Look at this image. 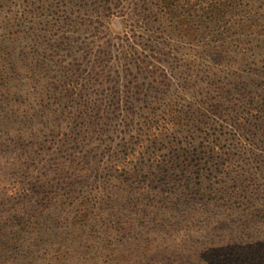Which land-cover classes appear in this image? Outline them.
<instances>
[{
	"label": "trees",
	"instance_id": "16d2710c",
	"mask_svg": "<svg viewBox=\"0 0 264 264\" xmlns=\"http://www.w3.org/2000/svg\"><path fill=\"white\" fill-rule=\"evenodd\" d=\"M123 1L0 0V264H264V0L136 1L138 20L160 13L200 66L237 69L185 84L180 96L160 103V117L138 115L129 149L110 155L111 146L99 148L93 134L110 129L109 109L122 100L96 97L106 68L91 44L98 32L109 33L110 17L125 16ZM150 4L157 12L145 13ZM158 44L148 45L152 60L138 57L150 66L143 74L154 94L170 85L157 65ZM131 105L122 104L127 112ZM209 122L228 128L225 137L205 135L198 146L172 142L186 127L207 130ZM199 153L222 167L251 164L239 184L208 194L225 205L223 218L241 215L259 228L228 225L231 237L217 240L223 226L200 227L191 216L183 227L204 233L197 239L161 232L159 222L170 226L146 202L156 190L174 195L169 168L183 173L173 163ZM217 168L226 176V167ZM239 191L250 201L237 211L231 206ZM169 200L160 207L168 210Z\"/></svg>",
	"mask_w": 264,
	"mask_h": 264
},
{
	"label": "rangeland",
	"instance_id": "374dc122",
	"mask_svg": "<svg viewBox=\"0 0 264 264\" xmlns=\"http://www.w3.org/2000/svg\"><path fill=\"white\" fill-rule=\"evenodd\" d=\"M136 1L137 0H124L122 6L125 9V16L110 17L108 21L110 28L109 33L107 34L103 30L98 32L97 36L100 37L98 42L91 44L95 49L98 61H100L101 58L103 59L100 65H104L106 68L102 80L96 84V97L106 102L113 97H119V100H122V102H119V108L109 109V116L115 117L112 124H110V129L99 135H97V133L93 134L94 139L97 141L100 139L102 140V142L98 144L99 148H103L108 144L111 146L110 155L115 151L119 153V150H122L123 146L129 149L130 143L134 141L135 136H137L136 129L138 128L136 127V118L138 115L141 114V116L144 117H153L157 114L160 117L163 114L160 103L165 99L168 100L169 95L176 94L180 96L182 93L181 88L184 87L185 84L192 85L194 83H203L207 79H216L213 73L216 72L217 69L221 70V66L216 68L200 66L199 61L201 62V59L197 57L194 51L189 48H183L176 43L177 34L176 32L174 33L176 29L164 21L165 19L161 17L162 15L160 13H156L155 17L146 16L148 19L145 17V20H143L142 17L138 20V11L135 10L138 8L136 7ZM191 3L192 1H189V4ZM116 9L117 8H114L115 11ZM147 9L145 13L150 12L152 9L157 12L151 4ZM100 29L102 28L100 27ZM91 34H93L92 31L86 32L83 38H85L86 41H91ZM162 42L169 43L168 47L163 48L165 43ZM98 43L105 44L108 53L105 54L104 49L100 50ZM151 43H159V46H156V48L160 47L162 49V54L159 55L160 62L157 65L160 69L164 70V72H168L167 77L170 78V85L168 86L169 89L167 93L161 91L154 94V92L148 88V80L143 74V71H147L150 66L144 68L145 63H140L139 58L146 56L147 60L151 59L148 58L152 53L148 46ZM99 50L102 52L98 53ZM238 64H240V61H238ZM236 69L237 66L228 69L223 68L221 72L222 75L225 76L228 72L236 71ZM183 73L188 75L191 82H184L181 79V76L184 75ZM125 100H130L132 103L130 110H128L129 112L122 106ZM127 113L131 114L127 116ZM133 117L134 119L130 120V118ZM126 120L131 122L129 127L124 125ZM205 126L201 124L190 125L184 129V132L177 133V136L172 142L179 143L180 145L192 141V145L196 146L201 142L203 136L207 135L211 137V135H221V137H225L222 132H226V129L228 130V128L219 129V127L214 130V124L210 122L207 124V130H204L206 128ZM168 127L170 128V126ZM131 135L135 136L131 139ZM144 138L146 139L147 137L144 136ZM164 142L168 148L170 143L169 140L167 139ZM166 147L161 148L162 154L167 152ZM192 148L193 146L190 149ZM98 152L101 155V152ZM102 157L106 158L105 155H102ZM190 161L191 162L187 164H182V162H180L181 164L173 163V166L180 165L179 170H181V168L186 170L183 173H178L175 168H169V173H171V177H173L171 178L173 179L171 180L172 183L171 185L169 184V186L174 187L176 191L174 195L156 190V193L151 196L153 201L146 202L145 200L146 205L150 206L149 211H154V216H157V213H161L160 219L165 218V225L170 226V228H165L162 222L158 224V221H154L153 215L151 216V223H157L158 228L163 230L161 232L171 231L178 237L179 234H192L195 239L204 233H200L196 228L188 229L183 227L187 223V219L191 216L200 227L206 224H215L218 225L219 228L223 226L222 232L217 240L221 239V236L224 238L231 237L232 234H229L231 230L227 228L228 225L235 226L236 230L244 227L259 228L257 224H253L241 215L223 218V215L227 213L225 212V205L211 199L210 197H213L214 194H208V192L212 193L214 191L216 192V190H227V188L239 184L240 180L245 176L242 169H250L251 164L244 165L236 162L229 167L226 166L227 164H224L222 167L220 163H215V157H209L207 153L190 155ZM169 164H171V162ZM217 167H221V169H225L226 167V176H220L218 171H215V169H218ZM173 171L176 173H172ZM177 174L178 177L176 176ZM47 179L49 178L47 177ZM186 183H191L192 185L197 184L202 194L199 191L193 194L188 193L184 186ZM223 195L225 198L228 197L226 193ZM236 196L237 200H233L235 204L231 207L240 211L239 207L246 205L250 201V198L241 191H239ZM165 198L170 199L167 203L168 210H164L160 207L161 205H166ZM142 207L143 206H141V208ZM143 208L146 209L145 206ZM202 212L204 214H201ZM197 214L202 216L200 219L201 223L197 221ZM140 224L143 225V223ZM240 226H242V228ZM244 235L245 238L248 236V234ZM201 240L202 239H200L199 242H201Z\"/></svg>",
	"mask_w": 264,
	"mask_h": 264
}]
</instances>
